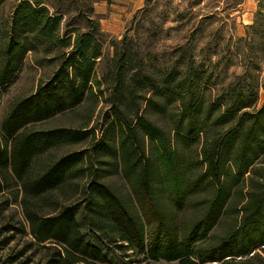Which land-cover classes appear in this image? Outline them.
<instances>
[{"label": "trees", "instance_id": "16d2710c", "mask_svg": "<svg viewBox=\"0 0 264 264\" xmlns=\"http://www.w3.org/2000/svg\"><path fill=\"white\" fill-rule=\"evenodd\" d=\"M58 2L18 0L0 19V91L28 54L53 65L0 122V195L22 206L44 264H264V80L245 74L212 99L191 54L156 67L126 37L99 77L93 8L64 23ZM250 28L264 53V0ZM101 99L99 134L37 127Z\"/></svg>", "mask_w": 264, "mask_h": 264}, {"label": "rangeland", "instance_id": "374dc122", "mask_svg": "<svg viewBox=\"0 0 264 264\" xmlns=\"http://www.w3.org/2000/svg\"><path fill=\"white\" fill-rule=\"evenodd\" d=\"M17 1H5L0 11V19L6 21L10 17ZM61 1L63 9L68 10L64 23L69 17L79 18V14L84 13L90 6L93 8L92 16L99 21L104 34V58L97 67L99 77L110 69L115 53L112 42L126 37V42L130 43L132 49H138L156 67L172 64L183 49L191 54L199 68L213 74L214 80L207 92L212 99L222 89L236 84L245 74L261 82L264 80L261 34L254 32L251 25L243 26L238 15L234 14L240 9L241 0H146L144 6L125 21L119 33L103 31L100 19L107 13L97 15L95 11L101 3L110 7L112 0ZM46 2L50 6L59 3L58 0ZM35 58L37 59L34 54H28L12 83L0 91V122L14 102L34 93L40 82H44L51 75L53 65H39ZM107 88L108 84L103 83V89ZM263 103L264 92L261 91L257 106L260 107ZM107 109L104 99L97 105L86 102L79 108L58 115L37 127L85 130L86 126L87 130H95L99 134ZM156 122L164 125L163 121ZM110 182L118 191L128 193V187L121 178L114 177ZM7 240L8 244L5 243ZM37 247L29 234L22 206L15 203L9 193L0 195V263L44 264V254Z\"/></svg>", "mask_w": 264, "mask_h": 264}, {"label": "crops", "instance_id": "0c3cea01", "mask_svg": "<svg viewBox=\"0 0 264 264\" xmlns=\"http://www.w3.org/2000/svg\"><path fill=\"white\" fill-rule=\"evenodd\" d=\"M146 0H112L110 7L101 3L97 8L96 14L105 16L101 17V24L103 31L111 33H119L125 21L137 10L141 9ZM260 0H241L239 3V10L234 13L238 15L239 22L243 26L252 25L254 16L258 8Z\"/></svg>", "mask_w": 264, "mask_h": 264}]
</instances>
